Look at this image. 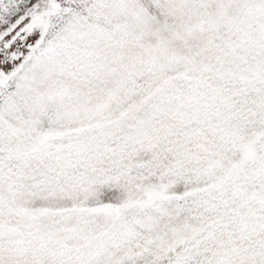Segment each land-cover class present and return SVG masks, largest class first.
I'll return each mask as SVG.
<instances>
[{
	"label": "snow or ice",
	"instance_id": "obj_1",
	"mask_svg": "<svg viewBox=\"0 0 264 264\" xmlns=\"http://www.w3.org/2000/svg\"><path fill=\"white\" fill-rule=\"evenodd\" d=\"M0 264H264V0H0Z\"/></svg>",
	"mask_w": 264,
	"mask_h": 264
}]
</instances>
